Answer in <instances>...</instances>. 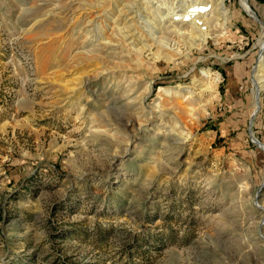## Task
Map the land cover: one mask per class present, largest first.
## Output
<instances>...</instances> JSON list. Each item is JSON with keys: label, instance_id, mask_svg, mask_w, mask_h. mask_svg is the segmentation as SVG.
<instances>
[{"label": "rangeland", "instance_id": "1", "mask_svg": "<svg viewBox=\"0 0 264 264\" xmlns=\"http://www.w3.org/2000/svg\"><path fill=\"white\" fill-rule=\"evenodd\" d=\"M198 1L0 0V264H264V0Z\"/></svg>", "mask_w": 264, "mask_h": 264}, {"label": "built area", "instance_id": "2", "mask_svg": "<svg viewBox=\"0 0 264 264\" xmlns=\"http://www.w3.org/2000/svg\"><path fill=\"white\" fill-rule=\"evenodd\" d=\"M190 6L186 11H173L171 21L174 23H190L192 26L196 27L199 32H206L208 29V24L205 21L206 14L210 11V4L206 1H198L197 4ZM197 7V10H193Z\"/></svg>", "mask_w": 264, "mask_h": 264}, {"label": "bare ground", "instance_id": "3", "mask_svg": "<svg viewBox=\"0 0 264 264\" xmlns=\"http://www.w3.org/2000/svg\"><path fill=\"white\" fill-rule=\"evenodd\" d=\"M242 3L245 4V2H242ZM196 4H197V3H196ZM209 4H210V3H209ZM245 5H246V4H245ZM191 6H192V8L194 7L193 5H191ZM246 6H247V5H246ZM246 6H245V8H247L248 11H249V13L252 15L251 11H250L249 8L246 7ZM188 8H189V7H186L185 11L188 10ZM209 8H210V6H209ZM193 10H197V7H195ZM210 11H212V9H210ZM210 11H209V12H210ZM206 15H207V14H206ZM205 21H206V16H205ZM206 23L209 24L207 21H206ZM193 100H194V99H193ZM193 100H192V101H193ZM194 102H195V100H194ZM254 142L256 143L255 140H254ZM256 144H257V143H256Z\"/></svg>", "mask_w": 264, "mask_h": 264}, {"label": "water", "instance_id": "4", "mask_svg": "<svg viewBox=\"0 0 264 264\" xmlns=\"http://www.w3.org/2000/svg\"><path fill=\"white\" fill-rule=\"evenodd\" d=\"M256 142H257V141H256ZM257 145H258L261 149L264 150V147H263V145H262L261 143L257 142Z\"/></svg>", "mask_w": 264, "mask_h": 264}]
</instances>
